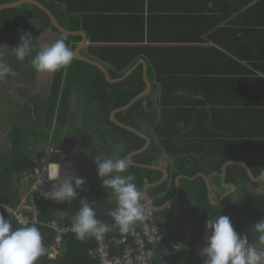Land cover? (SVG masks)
<instances>
[{
    "label": "trees",
    "instance_id": "1",
    "mask_svg": "<svg viewBox=\"0 0 264 264\" xmlns=\"http://www.w3.org/2000/svg\"><path fill=\"white\" fill-rule=\"evenodd\" d=\"M40 1L55 14L56 0ZM183 2L189 8L175 21H172L174 15L150 13L145 16L141 8L137 16L122 17L124 23L120 26L116 23L115 27H122L118 30L124 33L111 37L100 33L103 27L94 24V21L89 23L94 16H79L71 9H67L66 15H63L64 22L72 21L69 25L71 31L84 30L88 34L94 43L88 50L90 57L103 63L112 79L123 77L141 58L149 62L151 94L116 117L152 140L147 150L133 157L136 164L157 167L165 155L172 157L169 180L150 189L149 194L154 197L157 207L174 197L179 176L194 178L204 173L211 180L212 198L217 201L229 191L221 183L222 168L226 163L242 161L251 168L255 177L264 174V152H250V141L247 140L257 129L249 123L264 120V110H261L264 108V18L253 15L260 8L259 2ZM4 3L5 0H0V4ZM29 7L41 22L37 35L48 28L60 34L42 10ZM20 13L21 8L1 11L0 18H14L10 20L8 17V24L6 20L0 21V26H15L18 19L15 14L22 18ZM31 17L28 13L26 19ZM56 17L60 22L59 15ZM172 26L175 29L170 30ZM61 36L74 52L81 37ZM124 42L134 43L135 46L110 45ZM208 42L217 47L196 46ZM28 66L39 74L32 68L31 60ZM21 67L16 66L15 71L19 72ZM145 89L142 65L126 80L110 84L99 68L74 57L69 67L53 74L45 104L40 105L32 99L30 101H34L36 108L14 114L13 120L16 121L17 117L25 118V121L33 120L32 123L40 127V131L28 135L17 125L10 128V147L7 152L0 150V204L16 206L21 202L24 194L21 173L24 168L30 167L36 151L32 139L41 141V138L51 136L53 142L49 151L55 144L69 149V172L86 181L78 197L70 202L57 204L37 198V193H34L36 195L32 201L28 198L27 205L34 208L37 218L36 223L28 225H35L39 229L47 249L36 264H99L91 252L98 246L96 240L90 237L81 241L73 233L63 235L59 254L55 258L50 257L58 231L45 224L57 221L60 228H71L72 217L80 207L79 198L95 201L96 217L108 225L113 224L107 211L116 206L114 196L111 190L102 187L94 159L88 169L86 158L91 150L95 157L102 154L104 157L127 158L130 153L146 145L145 139L110 120L114 110L128 105ZM92 112H95V117ZM77 116H81L78 124L73 121ZM92 123L93 129L89 128ZM67 129L69 134L57 137ZM85 142L92 147L86 146ZM75 149L71 156V151ZM41 155H46L43 148ZM129 173L135 177L134 183L140 190L163 177L161 171L130 165L125 175ZM226 183L235 185L237 190L215 207L210 203L203 178L183 179L177 201L187 206L190 210L188 214L179 216L177 209L171 211L170 207L155 213L166 243L170 245L179 241L190 251L185 256L183 250L170 247L166 252L170 264H203L198 250L204 246L203 229L208 217L215 218L219 214L229 216L238 233H245L253 223L264 218V210L255 207L252 194V188L261 189L264 178L260 182H253L245 168L232 165L227 168ZM26 213L33 218L31 212ZM0 215L8 219L14 229L22 226L6 209ZM249 240L255 242L254 232Z\"/></svg>",
    "mask_w": 264,
    "mask_h": 264
},
{
    "label": "clouds",
    "instance_id": "2",
    "mask_svg": "<svg viewBox=\"0 0 264 264\" xmlns=\"http://www.w3.org/2000/svg\"><path fill=\"white\" fill-rule=\"evenodd\" d=\"M31 41V33L24 32L20 35L16 46H0V48H11L13 55L23 61L30 55ZM73 60V50L68 47L64 39H59L37 52L31 60V65L37 73H55L69 67ZM9 76L14 77L16 73L8 64L0 63V82L5 81ZM56 151L57 149L53 152L54 156ZM61 154L62 151L59 153L60 158L63 157ZM50 160L44 165L42 174L33 181L32 191L37 193L46 178L51 182V188L41 193L44 199L63 204L77 198L86 181L72 171L66 172V175L58 160ZM61 162L64 164L63 161ZM94 163L102 187L111 190L115 199L116 206L107 211V215L112 218V226L117 227L121 234H128L135 224L145 219L146 209L141 203L143 195L141 191L145 195L144 188L148 184L140 191L134 183L135 177L131 173L125 175L129 168L126 158L104 157L102 154H97ZM228 190L230 192V189ZM178 198L179 196L172 203ZM152 200L154 202L153 198ZM79 201L80 207L72 217L71 232L81 241L90 237L102 239L111 226L96 217L93 207L95 201L89 202L87 198H79ZM183 208L181 214L177 211L179 216L187 215L190 211L185 204ZM156 225L163 235L157 222ZM203 231L204 246L198 250L203 258V264H264V218L253 223L245 233H238L230 217L219 214L215 218H207ZM252 232L256 234L255 242L249 240ZM164 246V250L158 252L155 257L156 262L170 264L166 256L170 247L173 250H183L185 256L190 252L189 248L179 241L168 245L165 237ZM46 251L42 234L35 225H22L14 229L11 222L0 215V264H36Z\"/></svg>",
    "mask_w": 264,
    "mask_h": 264
},
{
    "label": "crops",
    "instance_id": "3",
    "mask_svg": "<svg viewBox=\"0 0 264 264\" xmlns=\"http://www.w3.org/2000/svg\"><path fill=\"white\" fill-rule=\"evenodd\" d=\"M41 3L40 0H35ZM48 1V0H46ZM22 2L23 4L19 3ZM55 2V14L52 10L48 9L55 15H59L60 17V25L65 28L68 31H71L69 29V25L72 23V21L65 20L63 15H66L67 9H71L74 12H77L76 15L82 16V15H90L94 16V19L91 17L89 23L94 24L103 27L99 31L104 32V34L111 37L113 34L122 35L123 30H118V28L122 27H115L116 23H118V26H120L122 23H124V20H122V17L126 16H137V13L141 11V8L144 9V15L148 16L150 13H158L160 16H172L174 15L172 21H175L176 18L183 16L185 14V11L189 8V6H186L183 0H56ZM259 2L260 8L257 9L253 15H259L261 19L264 18V0H254V3ZM15 4L11 7L4 8L3 10H9V9H16L21 8L20 16H23L22 18H19L18 14L16 19L17 24L15 26H7V27H1L0 26V46H10L14 47L19 42V37L22 33L27 32L31 33L32 41H31V52L30 55L27 56L23 61L18 60L12 53L11 48H0V63L3 61L4 58H10V60H15V62L19 65H21V69L18 71H14L16 73V76H9L5 81L0 82V109L5 105H8V108L11 107L12 112L16 115L17 113L23 111V110H32L36 108V104L34 101H30L32 99H36L37 97L34 96L35 94L39 93V89L37 86L40 85V82L42 81V74H35L32 69L28 66V61L32 60L35 57V53L39 52L43 47L50 45L54 43L56 40L62 39V34L54 33V31L51 28H48L44 30L42 33L38 34V29L41 26V22L39 23L38 20L35 18L36 15H34L32 12L33 10L29 6H34L31 4L24 3V0H5L4 4ZM43 4V3H41ZM253 4V3H251ZM250 4V5H251ZM44 5V4H43ZM45 6V5H44ZM252 6V5H251ZM36 7V6H35ZM191 7V5H190ZM38 8V7H37ZM3 10H0L3 11ZM31 14V19H26L27 14ZM8 17H10V20H13V16H7V17H1L0 21L6 20V24L10 23ZM57 18V17H56ZM119 21V22H117ZM104 25V26H103ZM109 25V26H107ZM170 30H173L175 28H169ZM71 32H84L87 37L88 34L84 30L79 31H71ZM110 34V35H109ZM132 34V33H131ZM80 36V35H79ZM81 37V41L77 43V46L83 42V38ZM33 38L35 40H33ZM94 45L88 37L87 45L81 49V55L89 60H92L96 63L101 64L104 66L107 70L108 68L101 62L94 60L90 57L89 54V48ZM112 46H135L134 43L124 42V43H116V44H110ZM76 46V47H77ZM174 46V45H172ZM181 46V45H179ZM196 46H213L217 47L213 43H207V44H200ZM146 58H141L136 64L140 63V61ZM146 62L149 65L148 60ZM246 66H249L247 63H245ZM149 69V66H148ZM35 82L37 86H31V82ZM52 84V83H51ZM36 88V90H35ZM51 88V85H50ZM49 94L50 89L48 87ZM159 95V94H158ZM195 98H198L197 96H193ZM260 105H263L261 103ZM8 108H4L5 112H7ZM261 108V107H260ZM261 110H264L262 108ZM33 120H27L25 121V118H18L14 122L15 125L18 127H26L27 124L32 122ZM249 125L254 129V134L251 137H247V140L250 141L248 150L252 153L256 152H264V120L263 121H254L250 122ZM244 139V138H242ZM36 148L42 145L40 144L39 140H36L34 143ZM53 150V148H52ZM49 156V157H47ZM46 159L54 158L52 157V151L50 150L48 154L45 155ZM237 162V161H236ZM242 162V161H238ZM172 157L169 155H165L161 164L158 166L160 168L166 169L170 173V169L172 167ZM27 168H24L22 172H24ZM183 180V179H182ZM211 183V180H210ZM177 185V183H176ZM212 186V184H211ZM177 191V186H176ZM181 191V190H180ZM150 192V190H149ZM178 194L175 192V195ZM180 194V192H179ZM179 196V195H178ZM177 196H175L176 198ZM154 199V197L152 196ZM174 198V199H175ZM173 199V200H174ZM184 204L179 201H176L172 203L169 207L171 208V211L177 209V211L181 214V211ZM187 207V206H186Z\"/></svg>",
    "mask_w": 264,
    "mask_h": 264
},
{
    "label": "built area",
    "instance_id": "4",
    "mask_svg": "<svg viewBox=\"0 0 264 264\" xmlns=\"http://www.w3.org/2000/svg\"><path fill=\"white\" fill-rule=\"evenodd\" d=\"M54 147L52 150V155L54 152ZM50 159H46L41 155V146L36 148L34 157L31 161V165L28 169L22 172V182L24 185V194L21 202L16 206L0 204V212L6 209L7 212L14 216L17 221L22 225H28L32 222H37L35 215V210L33 207L27 205L28 198L31 201L34 198V192L32 191L33 181L42 174L44 165ZM62 164L63 170L64 165L61 161H57ZM67 175V174H66ZM51 182H48L45 178L44 183L41 185L40 190L37 192V198H43L42 192L50 190ZM141 191V190H140ZM142 192L141 203L146 209L145 219L141 222L135 224L128 234H121L119 229L115 226L110 225V230L106 232L102 239L97 240L94 238L98 244L94 251L98 259L99 264H165L156 262V256L158 252L164 250V237L159 232V229L155 221V213L150 207L149 203L145 199V195ZM52 201V200H50ZM56 203L55 201H52ZM30 208L31 210H28ZM31 212L33 218L26 212ZM45 226L50 229L58 231L56 237V243L53 248V253L50 257L55 258L59 254V249L63 243V235L67 233H72L71 228L63 229L60 228L59 223L54 221ZM187 251V250H186Z\"/></svg>",
    "mask_w": 264,
    "mask_h": 264
},
{
    "label": "water",
    "instance_id": "5",
    "mask_svg": "<svg viewBox=\"0 0 264 264\" xmlns=\"http://www.w3.org/2000/svg\"><path fill=\"white\" fill-rule=\"evenodd\" d=\"M21 4H23L22 2H19ZM24 3L26 4H31V5H34L36 7H38L40 10H42L50 19V22H51V25L52 27H54L60 34L62 35H68V36H82L83 38V42H81L74 50V57L75 59L77 60H80V61H84L90 65H93L97 68H99L106 76V80L110 83V84H116V83H120L124 80H126L129 76H131L134 71L140 66L142 65L143 66V75H144V80H145V84H146V89L140 93L138 96H136L128 105H126L125 107L123 108H120V109H116L114 110L111 115H110V120L111 122H113L114 124H116L117 126H119L120 128L122 129H125L127 131H130L138 136H140L141 138L145 139L146 140V145L138 150V151H135V152H132L130 153L128 156H127V161H128V164L130 166H136V167H140V168H148V169H151V170H157V171H161L163 173V177L157 181L156 183H153V184H148L145 186L144 188V191H145V197H146V200L149 202L150 204V207L155 211V212H160L164 209H166L169 204H171L174 200H170L168 203H166L165 205L161 206V207H156L154 205V202L152 200V197L150 196L149 194V190L152 189V188H155V187H158L160 186L161 184H163L164 182H166L169 178H170V173L166 170V169H163V168H160V167H155V166H147V165H141V164H136L134 161H133V157L144 152L145 150H147L151 143H152V140L151 138H149L148 136L140 133L139 131L133 129L132 127H129L123 123H121L118 119H117V114L118 113H121V112H124L128 109H130L137 101L141 100V99H144L146 98L147 96H149L152 92V83L150 82L149 78H148V63L146 62V60L142 59L140 61V63L136 64L134 67H132L123 77L119 78V79H112L108 70L102 66L101 64L99 63H96L92 60H89L85 57H83L81 55V49L84 48L86 45H87V42H88V37L87 35L84 33V32H71V31H68L66 30L65 28H63L60 23L58 22L57 18L55 17V15L46 7L44 6L43 4H41L40 2L38 1H35V0H24ZM15 4H6V5H2L0 6V10H3L4 8H7V7H11ZM146 104V103H145ZM60 151H62V154L60 158L59 156V153ZM54 156V155H53ZM55 157V156H54ZM52 160H58V161H63L64 162V169L65 171L68 173L70 171V161H71V157H70V150L67 149V148H64L63 150L60 148V149H57V157L56 158H52ZM232 165H239V166H242L243 168H245V170L247 171L250 179L253 181V182H260L263 178H264V174H262L260 177H255L251 168L244 162H236V161H230L228 163H226L223 168H222V178H221V183H222V186L223 188H227V189H230V192L226 193L225 195H223L219 200L217 201H214L213 198H212V186H211V183H210V179L203 173H199L196 177L194 178H188L186 176H179L177 177L176 179V183H177V193L175 196L178 197L179 195V192L181 190V185H180V182L182 179H188V180H195L196 178L198 177H201L205 180L206 184H207V189H208V198L210 200V203L211 205L217 207V206H220L222 204V202L227 198L229 197L234 191L237 190V187L233 184H227L226 183V177H227V168L229 166H232ZM174 196V198H175ZM173 198V199H174Z\"/></svg>",
    "mask_w": 264,
    "mask_h": 264
},
{
    "label": "rangeland",
    "instance_id": "6",
    "mask_svg": "<svg viewBox=\"0 0 264 264\" xmlns=\"http://www.w3.org/2000/svg\"><path fill=\"white\" fill-rule=\"evenodd\" d=\"M1 63H6V64H8L12 69H13V71H15V69H16V66H18L19 64H17L16 62H15V60H10V58H4L3 59V61H1ZM53 74L54 73H43L41 76H42V81L40 82V85L39 86H37V84L35 83V82H31L30 83V85L31 86H37L38 87V89H39V93L38 94H35L34 93V96H36L37 98L35 99V102H39V104L40 105H42V104H45V102L47 101V98H48V94H47V92L49 91L48 90V87H49V89H50V85H51V83H52V79H53ZM35 90H36V88H35ZM4 108H8V105L7 106H3L2 107V109H0V150L2 149H4L5 150V152H7L8 151V149H9V147H10V136H9V130H10V128L13 126V125H15V123H13L15 120H13L14 119V113L12 112V110H11V107L10 108H8V110H7V112H5V110H4ZM82 115V114H81ZM92 115L95 117V112H92ZM80 119H81V116H77V117H75V118H73V121L75 122V123H80L79 121H80ZM40 127H38L37 125H35L34 123H30L28 126H26V127H24L22 130L26 133V134H28V135H30L31 133H33L34 131H40V129H39ZM89 128H91V129H93L94 128V123H92V124H90V127ZM81 129V128H80ZM83 130V129H82ZM65 133L66 134H69L70 133V131L67 129V131L66 132H61V133H59L58 135H57V137L59 138V135H60V137H64V135H65ZM82 135H84V133L82 134ZM57 137H55V139L57 138ZM54 139V140H55ZM39 140V139H38ZM41 141H40V144L42 145V148H43V153L44 154H47V153H49V149H50V147H51V145H52V142L53 141H51L52 140V138H51V136H49V138H47V137H43V138H41L40 139ZM64 139H62V141H63ZM36 142V139H32V144H34ZM86 144V146H88V147H92V145L91 144H87V142H85ZM62 145H54V148L55 149H64L63 147H61ZM65 147V146H64ZM76 151V149L75 150H73V151H71V156H73L74 155V152ZM91 153L90 154H88V158H86L87 159V161H86V167H89L88 169H90L91 167H90V165L92 164V160L94 159V155H93V152H92V150L90 151ZM50 161H52V160H50ZM95 165V164H94ZM22 174V173H21ZM40 175V174H39ZM264 185H262V187H261V189L260 188H252V194H253V196H254V198H255V202H254V205H255V207H258L259 209H263L264 210ZM28 210H31L30 208H27Z\"/></svg>",
    "mask_w": 264,
    "mask_h": 264
}]
</instances>
